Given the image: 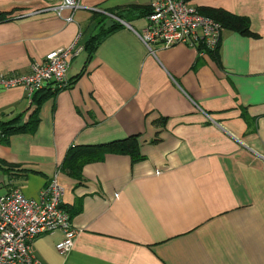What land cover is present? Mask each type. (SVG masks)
Wrapping results in <instances>:
<instances>
[{"label":"crops","instance_id":"0c3cea01","mask_svg":"<svg viewBox=\"0 0 264 264\" xmlns=\"http://www.w3.org/2000/svg\"><path fill=\"white\" fill-rule=\"evenodd\" d=\"M0 0V75L34 63L79 36L70 86L39 108L34 132L0 142V195L38 198L53 177L78 233L62 254V231L33 245L41 264H264V0H190L250 21L253 36L223 28L219 47L153 45L140 38L153 0ZM70 13L63 12V16ZM120 25L89 53L95 35ZM36 109L23 86L0 84V120ZM136 136L141 159L107 153L82 178L64 161L73 145ZM69 211V212H70ZM71 215V214H70Z\"/></svg>","mask_w":264,"mask_h":264},{"label":"built area","instance_id":"2783aa9c","mask_svg":"<svg viewBox=\"0 0 264 264\" xmlns=\"http://www.w3.org/2000/svg\"><path fill=\"white\" fill-rule=\"evenodd\" d=\"M80 7L81 0H64L53 10L70 22ZM151 7L147 25L140 32L150 51L155 44L170 47L177 43L202 51L218 49L223 26L201 13L190 0H153ZM65 10L70 13L63 16ZM78 40L79 36L71 45L49 52L43 62L32 65L28 74L0 75V84L25 87L31 100L36 91L50 84L65 87L71 60L83 50ZM64 194L56 176L38 198H28L19 189L0 195V264H41L33 252L34 242L40 235L58 230L63 232L58 251L66 254L71 250L78 231L63 206Z\"/></svg>","mask_w":264,"mask_h":264},{"label":"trees","instance_id":"16d2710c","mask_svg":"<svg viewBox=\"0 0 264 264\" xmlns=\"http://www.w3.org/2000/svg\"><path fill=\"white\" fill-rule=\"evenodd\" d=\"M200 12L220 22L223 28L238 31L239 33L247 36L255 35V33L251 30L250 21L247 17L239 16L229 11L218 8H209L204 12ZM11 14V12L0 13V23L11 20ZM119 26L120 25L117 24L112 25L101 35L93 36L90 43L87 45L89 53H92V51L98 46L102 38L116 30ZM216 51L217 50L213 52L216 53ZM69 86L70 81L65 87H57L54 84H50L36 91L33 95V102L36 104V109L31 114L27 122L23 121L22 115H18L8 120H0V142H6L8 138L13 134L34 132L40 122L38 113L39 108L43 104V102L52 94H55L56 92ZM111 152L130 154L133 158V161L141 159L137 137L130 136L125 139H120L104 144L73 145L69 148L63 166L65 168H68L74 177L81 179L83 167L86 164L100 161L105 158L107 153ZM0 168L8 170L6 169L5 164L1 161ZM70 214L71 216H73V212L70 211Z\"/></svg>","mask_w":264,"mask_h":264},{"label":"rangeland","instance_id":"374dc122","mask_svg":"<svg viewBox=\"0 0 264 264\" xmlns=\"http://www.w3.org/2000/svg\"><path fill=\"white\" fill-rule=\"evenodd\" d=\"M105 31H106V29H103V30H102V32H105Z\"/></svg>","mask_w":264,"mask_h":264}]
</instances>
